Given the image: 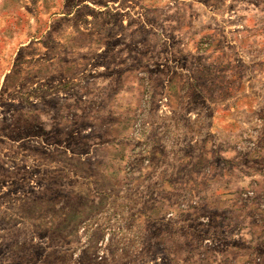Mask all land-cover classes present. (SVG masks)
Masks as SVG:
<instances>
[{
	"label": "rangeland",
	"instance_id": "obj_1",
	"mask_svg": "<svg viewBox=\"0 0 264 264\" xmlns=\"http://www.w3.org/2000/svg\"><path fill=\"white\" fill-rule=\"evenodd\" d=\"M0 264H264V0H0Z\"/></svg>",
	"mask_w": 264,
	"mask_h": 264
}]
</instances>
